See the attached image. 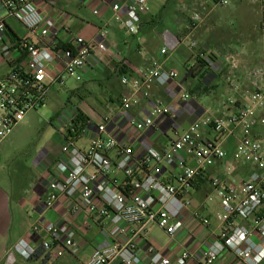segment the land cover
I'll use <instances>...</instances> for the list:
<instances>
[{"label":"built area","instance_id":"built-area-1","mask_svg":"<svg viewBox=\"0 0 264 264\" xmlns=\"http://www.w3.org/2000/svg\"><path fill=\"white\" fill-rule=\"evenodd\" d=\"M213 1L221 7L241 2L258 6L264 30V0ZM0 2L8 15L36 38L35 43L23 38L14 44L7 37L6 23L0 16V57L14 62L10 72L0 78L1 143L28 113L47 106L54 84L63 86L66 77L76 81L83 79L85 70L96 62L95 53L107 51L108 29L103 28L96 39L77 36L70 45L61 47L58 33L62 26L53 18H45L34 0ZM147 4L148 0H132L123 15L121 6L115 4L114 20L130 34L138 35ZM202 19V13L192 12L187 29L194 30ZM188 41L196 57L204 61L207 68L216 70L214 52L200 48L194 39ZM14 47L22 52L18 58L13 55ZM168 52L166 48L161 50L163 55ZM21 57H25L23 62ZM55 59L63 64L62 74H52L48 70ZM178 75L177 69H167L154 59L149 67L140 68L134 78L124 76L121 79L124 85H131L132 90V95L121 99V138L116 135V129L122 127L119 122L108 131L109 118L97 119L88 106L78 104L74 98L71 100L76 113L87 116L96 127L86 147L80 146L78 140L87 132V123L76 122L78 125L69 131L56 163L58 175L49 184L45 207L52 209L61 197H65L67 214L84 213L110 239L109 246L94 250L87 264H140L135 236L153 225L171 240L185 228L188 215L194 224L208 229V218L190 212L191 196L200 180L209 184L219 200V233L207 246L201 243L200 250L184 248L174 259L149 247V264H188L198 256L204 264H216L227 253L240 264H261L264 260V139L255 134L259 126H264V66L249 73L252 90L242 101L237 97L241 92L240 81L233 75L227 76L226 81L234 93L227 99L229 113L193 120L162 151L152 146L136 150L133 140L142 131L159 129L157 119L172 121V127L176 123V114L158 100L147 115L132 116L129 111L138 103L136 94L141 92L149 100L153 85L167 86ZM189 97L183 95V99ZM231 137L237 138L232 157L223 145ZM239 163L248 166L249 171L236 178L234 174ZM219 164L223 167L222 175L210 172ZM168 168L172 171L168 172ZM69 218L64 217L59 223L37 222L32 226L34 234L44 232L48 236L41 242L44 252L56 258L66 252H79L77 233ZM15 251L26 260L36 253L26 239L19 240Z\"/></svg>","mask_w":264,"mask_h":264},{"label":"crops","instance_id":"crops-1","mask_svg":"<svg viewBox=\"0 0 264 264\" xmlns=\"http://www.w3.org/2000/svg\"><path fill=\"white\" fill-rule=\"evenodd\" d=\"M34 1L45 18H53L62 26L58 33V44L61 47L70 45L73 38L77 36L87 40L96 39L103 28L108 29L107 51L95 53L96 62L90 64L85 70L83 79L78 81L82 84L70 91L68 99L70 104L73 98L78 99L81 104L89 107L92 116L97 119L109 118L111 121L107 125L108 131H111L115 123L119 122L122 126L116 129V135L119 138L123 137L122 120L119 119L121 118V99L126 95H132L131 85H124L121 79L124 76L134 78L140 68L149 67L154 59L161 61L167 69L178 70V77L167 86L153 85L151 87V99H145L141 92L136 94L138 103L133 105L129 111L132 116L147 115L152 104L157 100L176 114L174 127H172V121L159 118L157 119L160 123L159 129L145 130L138 134L133 140L136 150L152 146L162 151L178 133L184 132L193 120L201 116L217 117L229 113L227 99L234 93L224 79L228 72H232L241 83V92L237 96L241 101L251 93V90L246 89L248 80L245 72L237 68L238 60L233 55H226L232 52L233 54L241 53L238 49V42L222 37V42L226 44L225 48L215 44L207 45L204 42L206 39L199 34L200 32L198 33L199 28L187 29L188 18L192 12L202 13L201 22L223 21L217 14L218 5L213 0H148V9L141 16L142 22L138 35L130 34L114 20L113 6L119 4L121 15H123L125 7L132 0ZM227 8H232L231 11L235 13L237 22H244V19L250 17L251 13H255L256 22H260L259 13L261 11L258 6L241 2L233 3ZM0 16L6 23L7 37L14 44L23 38L33 43L36 42V38L30 36L19 21L8 15L1 2ZM193 37L198 38L196 40L200 48L211 49L217 60L216 70L208 73L204 79L197 73L199 68L196 53L188 45V39ZM162 48L168 49L169 52L165 55L161 54ZM12 52L16 58L22 54L16 47L12 49ZM20 60L23 62L25 57H21ZM13 64L14 62H6L0 57V78L10 72ZM48 70L52 74L57 72L62 74L63 64L55 59L48 66ZM185 94L190 97L183 99ZM69 108L70 110L58 119L60 122L64 123L67 119L73 118V113H71L73 107L69 106ZM83 117L88 129L78 140V144L86 147L96 126L91 120L88 121L87 116ZM255 134L259 139H264V126H259ZM64 140L65 138L62 139L61 145ZM236 142L237 138L231 137L223 144L231 157ZM59 157L60 149L52 154L46 166L42 157L41 162L35 164L40 171L35 179L26 185L18 184L14 189L12 187L10 192L0 191V264H87L95 249L110 245L111 241L103 230L98 225L92 224L84 213L76 216L67 214L65 197H61L54 208L46 209L45 201L49 193V184L58 175L56 163ZM167 171L172 170L168 168ZM248 171V166L239 163L234 175L239 178ZM210 172L222 175L223 167L219 164L211 168ZM191 197L193 204L190 212H198L208 218L209 228L206 230L200 228L192 222V217L188 215L185 228L176 235L174 240H171L163 230L155 225L150 226L145 232H138L135 236V243L138 255L141 257L140 264H149V247L174 259L184 248L200 250L201 243L207 246L219 233L220 222L217 219V213L220 211L219 200L213 196L209 184L200 180ZM209 202H211L210 205ZM64 217H70L69 222L76 230L80 250L76 254L66 252L63 256L56 258L44 252L41 247V242L48 239L46 233L34 234L31 228L37 222L59 223ZM21 239L29 240L36 251L41 252L40 255L30 260L22 258L15 251V245ZM113 264L121 263L114 262ZM188 264H204V262L198 256ZM216 264L240 263L227 253ZM261 264H264V260Z\"/></svg>","mask_w":264,"mask_h":264},{"label":"rangeland","instance_id":"rangeland-1","mask_svg":"<svg viewBox=\"0 0 264 264\" xmlns=\"http://www.w3.org/2000/svg\"><path fill=\"white\" fill-rule=\"evenodd\" d=\"M227 7L216 8L217 14L223 19L222 22H200L195 29L199 28L198 33L200 32L199 34L206 39L204 42L207 45L215 44L225 48L226 44L222 42V37L238 42L241 53L232 52L226 55H233L238 60L237 68L245 72L248 80L246 89L250 91L252 87L248 78L249 73L256 67L264 66V30L261 28V16L260 22H256L255 13H251L244 22H237L232 8ZM259 14L261 15V12ZM228 73L224 79L230 74L233 75L232 72ZM81 84L73 78L66 77L63 86H53L47 106L38 112L28 113L0 143V191L10 192L12 187L14 189L18 184L26 185L35 179L40 172L35 164L40 163L43 157L46 166L52 154L61 150L64 144L61 145L62 139L65 138L64 142L66 141L69 131L78 125L76 122L80 119L75 107L71 112L72 119L69 118L64 123L58 119L70 110L69 106L73 105L68 99L70 91L77 89ZM76 101L81 104L78 99Z\"/></svg>","mask_w":264,"mask_h":264},{"label":"trees","instance_id":"trees-1","mask_svg":"<svg viewBox=\"0 0 264 264\" xmlns=\"http://www.w3.org/2000/svg\"><path fill=\"white\" fill-rule=\"evenodd\" d=\"M197 66L199 68L197 73H199L198 75H200L202 79H204V77L208 73L213 72V70L210 69V68H207V64L204 61H202L201 59H199V58H197ZM195 71H197V70H195ZM78 118L80 119L79 122H82V125H84L85 121H83L84 120L83 115L78 114ZM40 253L41 252L36 251V253L34 254V256L31 259H34V258L38 257L40 255Z\"/></svg>","mask_w":264,"mask_h":264}]
</instances>
